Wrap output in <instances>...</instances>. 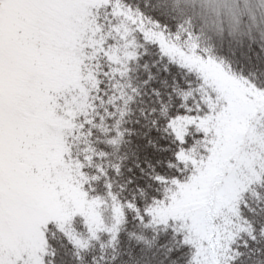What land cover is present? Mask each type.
I'll return each mask as SVG.
<instances>
[{
  "label": "snow or ice",
  "instance_id": "obj_1",
  "mask_svg": "<svg viewBox=\"0 0 264 264\" xmlns=\"http://www.w3.org/2000/svg\"><path fill=\"white\" fill-rule=\"evenodd\" d=\"M208 2L0 0V264H264V0Z\"/></svg>",
  "mask_w": 264,
  "mask_h": 264
},
{
  "label": "trees",
  "instance_id": "obj_2",
  "mask_svg": "<svg viewBox=\"0 0 264 264\" xmlns=\"http://www.w3.org/2000/svg\"><path fill=\"white\" fill-rule=\"evenodd\" d=\"M130 2L134 5H144L147 4L149 0H130ZM197 3L199 4L200 0H197ZM217 11H227V8L224 6L222 0H209L208 4L205 6L204 13L205 19L209 25H211L213 21H218V17L216 15ZM129 127L135 128V125H129ZM129 161L130 163H134L135 158L130 155ZM161 243H163V241H161ZM61 260L67 261L68 264H71L70 255H64L63 249H60L57 245V264H60Z\"/></svg>",
  "mask_w": 264,
  "mask_h": 264
}]
</instances>
